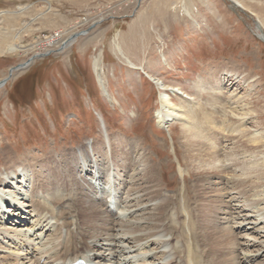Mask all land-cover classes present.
<instances>
[{"label":"rangeland","instance_id":"1","mask_svg":"<svg viewBox=\"0 0 264 264\" xmlns=\"http://www.w3.org/2000/svg\"><path fill=\"white\" fill-rule=\"evenodd\" d=\"M236 1L242 7L234 0H0V81L6 78L0 85L1 171L2 152L7 149L20 158L19 163L28 161L24 160L26 155L35 158L52 149L60 152L59 158H62L60 150L68 153L85 143L90 149L94 137L101 138L96 114L99 111L125 160L139 163L152 158L150 163L156 166V182L162 185L163 196L169 199L171 209L176 204L177 209L172 210L180 212V219L187 220L190 211L198 210L193 184L199 176L196 172L202 169L196 170L186 158L180 123L171 122L166 128L156 123L157 109L161 106L159 93L163 90L159 83L181 88L197 102L194 105L197 121L201 122L206 115L214 122L203 123L201 128L216 141L217 150L234 146L240 155L245 143L242 146L237 141L224 143L226 138L220 137L217 125L229 120L236 123L235 117L246 111L243 127L248 132H261L260 142H264V40L258 37H264V0ZM67 36L72 40L66 47L62 41ZM114 42H119L130 59L142 68L128 66L113 50ZM11 43L17 48L7 51ZM29 59L28 66L13 76L11 68ZM96 60L100 62V71L105 73L100 81L94 74ZM143 70L152 77H147ZM236 73L239 77L234 80ZM215 79L222 81L223 92L199 91L200 81ZM176 90L178 95L170 90L168 94L179 104L181 96L189 95ZM229 90L243 97L234 108L238 115L230 110ZM260 145L264 155V143ZM243 157L235 159L236 165ZM226 162L223 169L203 173L213 175L214 180L239 178L245 184L254 181V175L237 176V171H232L235 163ZM56 172L55 167L52 173ZM147 181L153 184L154 180ZM144 184L139 181L138 185ZM251 191L245 189V197L243 193L238 195L237 203L247 214H261L264 200L257 201L261 197L252 196ZM89 193L96 196L100 190L91 188ZM33 199L43 202L41 195ZM209 202L217 208L221 206L215 200ZM43 203L49 206V202ZM217 208L205 210V220L214 224L216 215L222 216ZM11 221L0 217L2 225ZM184 226L185 231L187 225ZM217 229L218 247L199 237L202 247L199 255L206 264H234L232 251L237 247L226 240L230 239L228 229ZM68 230L63 228L64 240ZM244 230L242 227L237 235ZM222 235L225 239H220ZM263 258L261 254L250 264H262Z\"/></svg>","mask_w":264,"mask_h":264},{"label":"bare ground","instance_id":"2","mask_svg":"<svg viewBox=\"0 0 264 264\" xmlns=\"http://www.w3.org/2000/svg\"><path fill=\"white\" fill-rule=\"evenodd\" d=\"M234 3L242 5L236 0ZM69 36L62 41L66 47L71 44L69 41L72 38L67 39ZM16 48L11 43L6 50L14 51ZM113 50L128 66L138 68L139 65L130 59L119 42L113 43ZM30 61L11 68L12 75L27 67ZM99 64L96 60L94 74L100 81L105 73L100 71ZM142 72L152 77L147 71ZM236 76L238 78L239 73L234 75V80ZM4 81H0V85ZM243 81L247 82V78ZM158 87L163 90L159 93L161 106L157 109L156 123L166 128L171 122H179L186 158L196 170L202 169L196 172L199 176L193 184L198 210L195 213L190 211L191 216L187 220L184 217L180 219V212L172 210L177 209L176 204L171 209L169 199L162 194V185L156 182L157 170L150 163L152 158L142 159L139 163L125 160L116 146V137L110 134L102 114L97 111L101 138L98 135L94 137L90 149L85 143L80 149L68 153L60 150L62 158L58 157L59 151L52 149L48 154L35 158L26 155L24 160L28 161L23 163H19L20 158L8 149L2 152L4 168L3 171L0 169V217L12 221L11 224H0V264H71L79 259L88 264H206L199 255L202 251L199 237L218 247V227L228 229L230 239L226 240L237 247L232 251L234 264H250L253 258L264 254V207L260 206L263 209L261 214L252 215L237 203V196L245 189L253 190L252 196H260L257 201L264 200V155L260 148L264 142H260L263 140L261 132H248L243 127L248 112H241L239 117H235L236 123L228 119L217 125L222 133L220 137L226 138L224 143L233 141L234 144L237 141L241 142L239 146L245 143L240 155L234 146L228 149L221 146L217 150L216 141L201 128L203 123L211 125L214 122L206 115L201 122L197 121L194 111L197 102L181 88H176L189 96H181L179 104H175L168 93L172 91L173 95H178L177 90L162 82ZM198 87L199 91L209 89L219 93L225 89L222 81L217 79L200 81ZM227 92L232 105L230 110L238 115L234 108L243 101V97L230 90ZM217 142L220 147L219 138ZM241 155L244 157L236 165L235 159ZM58 160L61 162L59 165ZM226 161L235 163L232 171H237V176L254 175V181L245 184L239 178L215 177L217 180H214L213 175L203 173V170L223 169L222 164ZM55 167L57 172L53 174ZM81 172L86 176L83 177ZM19 173L23 176H18ZM148 178L155 182L150 184ZM139 181L145 183L144 187L138 185ZM91 188H98L100 194H90ZM35 195H41L43 202H49V206L39 199L34 200ZM209 200H215L221 206L217 204V208ZM209 208H217L222 215H216L214 224L210 219L205 220L203 212ZM15 223L25 224L12 226ZM185 224L187 229L184 231ZM64 227L69 229L66 240ZM242 227H245V232L238 236L236 232ZM170 233L173 234L171 238L168 237ZM83 234H86L85 239ZM222 236L220 239L225 235ZM107 250L110 253H106ZM213 256L223 260L217 254Z\"/></svg>","mask_w":264,"mask_h":264},{"label":"water","instance_id":"3","mask_svg":"<svg viewBox=\"0 0 264 264\" xmlns=\"http://www.w3.org/2000/svg\"><path fill=\"white\" fill-rule=\"evenodd\" d=\"M261 33H262V32H260V34H261ZM258 37H259L260 39L264 40V37H262V38H261L260 36H258Z\"/></svg>","mask_w":264,"mask_h":264}]
</instances>
